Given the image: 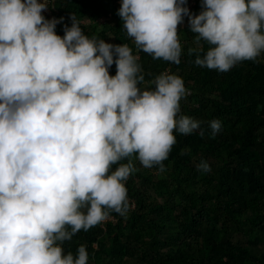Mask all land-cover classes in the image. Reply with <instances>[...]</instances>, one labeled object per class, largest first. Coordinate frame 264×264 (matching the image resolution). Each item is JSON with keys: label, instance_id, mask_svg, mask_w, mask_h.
Masks as SVG:
<instances>
[{"label": "clouds", "instance_id": "1", "mask_svg": "<svg viewBox=\"0 0 264 264\" xmlns=\"http://www.w3.org/2000/svg\"><path fill=\"white\" fill-rule=\"evenodd\" d=\"M47 7L48 0H0V264H88L85 245L74 255L63 244L112 212L127 215L135 161L164 172L176 132L205 135L202 122L182 112L190 93L180 75L163 71L145 83L129 44L90 38L75 17L61 36L63 18H45ZM201 7L197 15L187 0H121L118 15L153 60L180 64L185 16L197 66L224 73L264 54V0ZM202 42L210 46L203 55ZM208 126L213 138L222 130L219 119ZM196 168L211 171L203 159Z\"/></svg>", "mask_w": 264, "mask_h": 264}, {"label": "trees", "instance_id": "2", "mask_svg": "<svg viewBox=\"0 0 264 264\" xmlns=\"http://www.w3.org/2000/svg\"><path fill=\"white\" fill-rule=\"evenodd\" d=\"M120 7L121 0H48L42 14L63 18L56 26L61 36L73 23L68 18L80 13L87 18L80 27L90 38L129 44L141 58L145 83L163 71L180 75L190 93L181 101L182 112L200 120L205 135L176 132L164 172L135 161L139 170L126 182L127 218L112 212L104 223L65 241V254L75 255L83 244L88 264H264V54L224 73L197 66L195 54L188 55L196 45L185 16L178 25L180 64L153 60L127 36ZM201 10L195 0L191 13ZM202 45L201 55L210 47ZM116 71L114 63L109 72ZM212 119L222 122L214 138ZM202 159L211 166L205 174L196 168Z\"/></svg>", "mask_w": 264, "mask_h": 264}, {"label": "rangeland", "instance_id": "3", "mask_svg": "<svg viewBox=\"0 0 264 264\" xmlns=\"http://www.w3.org/2000/svg\"><path fill=\"white\" fill-rule=\"evenodd\" d=\"M189 3L187 4V7L190 9V7L194 4L193 3V0H189L188 1ZM46 10V12H47V10H48V8H46L45 9ZM50 12V11H49ZM73 17H75L76 18V20L79 22V21H86V16H84V15H81L80 13H78V14H73L71 17H69L68 19L69 20H71L72 22H73ZM104 18H102V20H103ZM108 20V19H107ZM106 20V21H107ZM184 32H182V34H183ZM95 34H97V32H95ZM128 214V213H127ZM127 218V215H126V217H125V219Z\"/></svg>", "mask_w": 264, "mask_h": 264}, {"label": "built area", "instance_id": "4", "mask_svg": "<svg viewBox=\"0 0 264 264\" xmlns=\"http://www.w3.org/2000/svg\"><path fill=\"white\" fill-rule=\"evenodd\" d=\"M194 1H195V0H193V3H194ZM44 12H46V10H44ZM101 20H102V18H101ZM103 20H104V19H103Z\"/></svg>", "mask_w": 264, "mask_h": 264}]
</instances>
